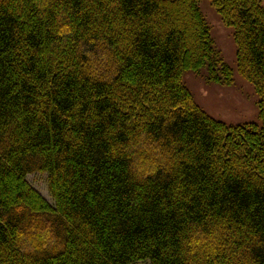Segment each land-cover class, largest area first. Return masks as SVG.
<instances>
[{"label":"trees","instance_id":"1","mask_svg":"<svg viewBox=\"0 0 264 264\" xmlns=\"http://www.w3.org/2000/svg\"><path fill=\"white\" fill-rule=\"evenodd\" d=\"M207 1L260 126L182 82L233 85L200 0H0V264H264V4Z\"/></svg>","mask_w":264,"mask_h":264},{"label":"rangeland","instance_id":"2","mask_svg":"<svg viewBox=\"0 0 264 264\" xmlns=\"http://www.w3.org/2000/svg\"><path fill=\"white\" fill-rule=\"evenodd\" d=\"M262 1L264 4V0ZM199 9L210 29V36L216 50L220 52L224 63L233 71V85L222 87L207 83L204 78L186 72L182 77L184 86L197 107L215 121L231 127L251 124L260 126L258 97L252 86L236 71V47L232 39V29L226 28L221 23L219 16L207 0H200ZM26 181L49 205H53L47 190L46 175L37 173L29 175Z\"/></svg>","mask_w":264,"mask_h":264}]
</instances>
